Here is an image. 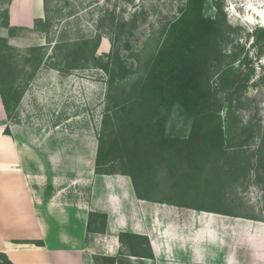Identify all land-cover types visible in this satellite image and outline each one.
Wrapping results in <instances>:
<instances>
[{
	"label": "rangeland",
	"instance_id": "374dc122",
	"mask_svg": "<svg viewBox=\"0 0 264 264\" xmlns=\"http://www.w3.org/2000/svg\"><path fill=\"white\" fill-rule=\"evenodd\" d=\"M10 1L0 0V38L13 47H3L14 70L10 122L49 131L74 117V128H61L82 134L83 163L90 146L102 147V172L130 173L141 195L219 220L220 264H264V42L257 38L264 22L246 10L264 0L206 3L207 16L218 6L224 15L209 62L225 136L221 153L135 167L115 150L108 154V146L125 116L120 108L131 102L187 0H46L32 29L5 27ZM165 130L186 138L190 120L174 107ZM107 160L114 161L104 167ZM217 228L211 225V241ZM197 238L195 232L199 244ZM211 256L217 264L216 249Z\"/></svg>",
	"mask_w": 264,
	"mask_h": 264
},
{
	"label": "crops",
	"instance_id": "0c3cea01",
	"mask_svg": "<svg viewBox=\"0 0 264 264\" xmlns=\"http://www.w3.org/2000/svg\"><path fill=\"white\" fill-rule=\"evenodd\" d=\"M7 15L10 27L32 29L44 17V0H11ZM75 121L62 123L74 128ZM62 123L23 128L7 119L0 98V253L12 264H215L214 249L220 264L219 220L138 197L129 176L96 174V146L83 163L82 134ZM91 213L105 215L102 230ZM211 225L218 226L216 241ZM122 234L141 238L135 253Z\"/></svg>",
	"mask_w": 264,
	"mask_h": 264
},
{
	"label": "trees",
	"instance_id": "16d2710c",
	"mask_svg": "<svg viewBox=\"0 0 264 264\" xmlns=\"http://www.w3.org/2000/svg\"><path fill=\"white\" fill-rule=\"evenodd\" d=\"M206 3L207 0H187L180 16L170 25L168 42L151 59L131 102L120 108L125 116L119 120L117 134L108 146V154L115 150L135 167L134 164L141 166L157 159L169 162L176 160L178 163L200 161L204 155H216L223 150L225 136L219 118L221 106L210 84L209 62L224 15L218 6L215 16H207ZM5 27L12 29L8 21ZM257 38L264 42V32ZM3 47H8V50L13 47L7 39L0 38V98L10 121L14 70L12 57L4 52ZM174 107H178L190 120L186 138L166 135L165 123ZM4 134L9 135V130L5 129ZM102 153V147L98 146L95 173L129 176L140 197L134 175L127 172H102L99 169ZM113 161L107 160L104 167ZM89 217L96 218L99 224L96 230L105 227V215L91 213ZM124 237L129 238V251L135 253L138 239L141 238L122 234L120 240ZM100 259L108 261L106 258ZM0 261L1 264H12L2 253Z\"/></svg>",
	"mask_w": 264,
	"mask_h": 264
},
{
	"label": "bare ground",
	"instance_id": "6f19581e",
	"mask_svg": "<svg viewBox=\"0 0 264 264\" xmlns=\"http://www.w3.org/2000/svg\"><path fill=\"white\" fill-rule=\"evenodd\" d=\"M263 7V4L260 2L258 6H255L254 4H247L246 6V10L253 14L254 16H256L258 14V17L263 20L264 22V7ZM261 8V9H259ZM260 28H264V23H263V26L260 25Z\"/></svg>",
	"mask_w": 264,
	"mask_h": 264
},
{
	"label": "clouds",
	"instance_id": "9594fccd",
	"mask_svg": "<svg viewBox=\"0 0 264 264\" xmlns=\"http://www.w3.org/2000/svg\"><path fill=\"white\" fill-rule=\"evenodd\" d=\"M260 28V27H259Z\"/></svg>",
	"mask_w": 264,
	"mask_h": 264
}]
</instances>
